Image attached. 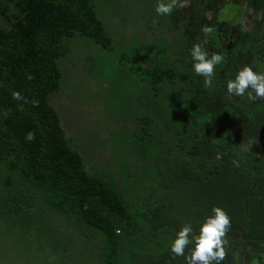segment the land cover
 <instances>
[{
    "label": "trees",
    "instance_id": "obj_1",
    "mask_svg": "<svg viewBox=\"0 0 264 264\" xmlns=\"http://www.w3.org/2000/svg\"><path fill=\"white\" fill-rule=\"evenodd\" d=\"M95 1L0 0V237L52 248L48 264H184L169 251L176 231L219 206L231 218L223 264H253L264 256V99L225 85L246 65L264 71V0H231L251 24L231 52L201 30L222 0H196L184 22L139 0L146 32L151 20L164 32L122 54ZM194 43L225 58L211 85L192 69ZM70 83L116 125L108 165L88 166L51 103Z\"/></svg>",
    "mask_w": 264,
    "mask_h": 264
},
{
    "label": "rangeland",
    "instance_id": "obj_2",
    "mask_svg": "<svg viewBox=\"0 0 264 264\" xmlns=\"http://www.w3.org/2000/svg\"><path fill=\"white\" fill-rule=\"evenodd\" d=\"M99 17L106 23L108 32L113 38V47L117 54L128 51V45H135L140 42V38L151 40L157 35L161 37L164 30H156L154 26L158 22L151 24L153 28L146 32L148 24L145 23V14L142 1L139 0H96ZM251 13V11H250ZM259 18V14L258 17ZM250 23V21H249ZM249 25V24H248ZM245 24V27L247 26ZM251 25V24H250ZM249 25V27H250ZM156 30V31H155ZM157 33V34H156ZM135 35V36H133ZM171 38V36L169 37ZM71 67V65H69ZM114 74L111 68L107 70L112 87H115ZM117 78V77H116ZM108 79V80H109ZM121 80L119 82V93L125 91L128 95V83ZM80 85L70 83L59 93L51 98V103L61 116L63 127L71 136L82 139V148L85 150V157L88 166L95 163H111L109 146L104 139L113 129H117L106 116L102 114V109H93L83 99L81 100ZM126 95V96H127ZM120 97L123 98V95ZM128 97V96H127ZM109 118V116H107ZM77 137V138H78ZM21 235H11L0 237V264H48L51 262V249H44L43 244L34 243L31 239H21ZM56 250V249H55ZM48 255V258L47 256Z\"/></svg>",
    "mask_w": 264,
    "mask_h": 264
},
{
    "label": "clouds",
    "instance_id": "obj_3",
    "mask_svg": "<svg viewBox=\"0 0 264 264\" xmlns=\"http://www.w3.org/2000/svg\"><path fill=\"white\" fill-rule=\"evenodd\" d=\"M183 5V2L178 4V0H155V12L158 16H167ZM202 31L211 32V27ZM189 55L195 74L202 76L205 84L211 85L215 67L224 62L225 58L219 51L209 56L208 51L204 50L200 43L191 46ZM28 79H31V76ZM225 87L231 96L248 95L249 99H264V71L254 70L251 65H246L240 68L233 78L226 81ZM12 96L16 100L22 99L19 92H13ZM34 139L35 133L31 131L25 135V140L28 142ZM230 227L231 218L228 213L222 207L213 206L210 214L205 216L196 229L191 223H186L176 231L169 245V251L173 258L183 257L184 264H223L227 254L226 234ZM253 264H264V256L258 260L254 259Z\"/></svg>",
    "mask_w": 264,
    "mask_h": 264
},
{
    "label": "flooded vegetation",
    "instance_id": "obj_4",
    "mask_svg": "<svg viewBox=\"0 0 264 264\" xmlns=\"http://www.w3.org/2000/svg\"><path fill=\"white\" fill-rule=\"evenodd\" d=\"M224 3L219 4V8L216 12L207 11L206 18L207 20L204 24L201 25V30L211 27V31H217L220 36V45L224 46L226 51L231 52L233 49V41L236 37V33L241 29L240 26L245 27L247 23L246 20L242 22L238 19L239 16L236 15L237 7L232 4L231 0H222ZM183 2L184 5L175 10L174 15L178 18V21L184 22L188 17L192 16L196 9L199 7V3L196 0H178V4ZM259 18L262 19V14L264 12H258ZM173 20V18H171ZM249 24V23H248ZM161 29V25H159ZM179 27H176V30H179ZM170 29L169 26H166L165 29ZM209 33V32H207Z\"/></svg>",
    "mask_w": 264,
    "mask_h": 264
}]
</instances>
